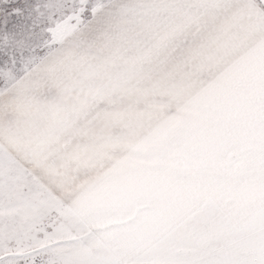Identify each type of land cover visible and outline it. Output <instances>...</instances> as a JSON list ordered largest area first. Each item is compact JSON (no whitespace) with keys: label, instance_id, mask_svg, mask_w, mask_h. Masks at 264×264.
Listing matches in <instances>:
<instances>
[{"label":"rangeland","instance_id":"1","mask_svg":"<svg viewBox=\"0 0 264 264\" xmlns=\"http://www.w3.org/2000/svg\"><path fill=\"white\" fill-rule=\"evenodd\" d=\"M72 2L18 0L26 9L47 5L40 9L46 14ZM119 2L126 15L106 36L89 37L83 47L58 58L53 54L66 38L63 31L46 47V22L34 25L20 18L5 29L0 13V133L11 126L26 144L41 148L64 173L67 196V186L86 176L108 192L107 185L122 170L153 171L168 175L158 180L179 183L182 172L203 167L215 151L226 164L228 153L238 158L243 150L259 158L264 28L237 7L243 0ZM9 101L14 110L5 117ZM27 181L34 183L30 176ZM17 183L29 193L31 183L24 178L9 181V190ZM6 203L0 194V230L23 222L16 212L2 211ZM59 223L51 212L46 231L53 232ZM147 236L138 226L106 220L93 231L72 228L59 243L73 246L77 264H136L140 257L131 256L151 260L159 249L173 250L174 241L146 246ZM216 257L221 264H250L259 258ZM7 259L0 251V260Z\"/></svg>","mask_w":264,"mask_h":264},{"label":"snow or ice","instance_id":"2","mask_svg":"<svg viewBox=\"0 0 264 264\" xmlns=\"http://www.w3.org/2000/svg\"><path fill=\"white\" fill-rule=\"evenodd\" d=\"M41 7L49 6L36 5L26 9L18 0H0V13L4 17L5 29L10 22L20 18L32 19L34 25L46 22L47 27L43 29L46 47L50 43H56L58 31L65 33L66 38L53 58L83 47L89 37L106 36L114 24L126 15V6L119 0H73L71 4L61 3L56 6L55 12L47 14L40 11ZM237 7L251 18L252 23L264 28V0H259V3L256 0H243ZM10 110H14L11 101L4 106L5 117ZM0 135L3 137L0 139V178H3L0 194L9 203H15V207H9V203L4 204L2 211L16 212L23 221L19 226L6 225L0 230V251L8 257L7 260H0V264H36L37 257L40 258L39 264H77L73 259V246L60 244L59 240L70 235L71 229L76 226L87 231L100 228L107 220L103 202L91 192L69 199L65 194L64 173L49 163L48 156L41 148L26 144L11 126L5 127ZM29 176L34 183L27 181ZM21 178L31 183L27 194L18 183L15 190H9V181L15 183ZM53 211L57 213L60 223L49 233L44 221ZM41 232L44 233L43 238L40 237ZM13 241L15 246L10 247ZM193 264L211 262L194 261ZM250 264H264V253Z\"/></svg>","mask_w":264,"mask_h":264},{"label":"crops","instance_id":"3","mask_svg":"<svg viewBox=\"0 0 264 264\" xmlns=\"http://www.w3.org/2000/svg\"><path fill=\"white\" fill-rule=\"evenodd\" d=\"M260 138L259 158L244 150L238 158L228 153L226 158L234 160L228 159L229 167L222 176L205 173L203 167L188 168L180 174L179 183L158 180L168 175L158 176L153 171L122 170L116 174L117 179L107 185L110 191L106 193L115 190L121 201H131L134 206L128 214L108 221L138 226L148 234L144 238L146 246L154 241H174V251L159 249L150 256L151 260L142 259V255L131 256L140 257L136 264H221L216 256L260 257L264 253V123ZM189 191L215 205L216 218L207 227L177 232L148 214V209L183 205Z\"/></svg>","mask_w":264,"mask_h":264},{"label":"clouds","instance_id":"4","mask_svg":"<svg viewBox=\"0 0 264 264\" xmlns=\"http://www.w3.org/2000/svg\"><path fill=\"white\" fill-rule=\"evenodd\" d=\"M260 40L264 42V32H261ZM202 165L205 173L222 176L226 171V162L220 151L210 153L203 160ZM99 183L100 181L92 176H86L82 180L77 179L67 186L66 190L70 192L68 198L71 199L91 192L103 202L107 220H117L128 214L134 206L133 203L121 201L115 190L109 193L98 190L97 185ZM147 212L162 225L177 232L188 233L195 228L207 227L216 218L217 209L215 205L199 198L195 192L189 191L183 205L156 207L148 209ZM137 222H139V218ZM74 228L77 232L82 231L78 226Z\"/></svg>","mask_w":264,"mask_h":264}]
</instances>
